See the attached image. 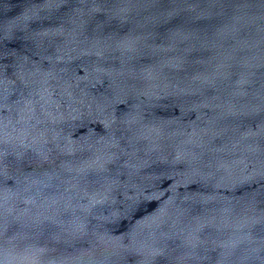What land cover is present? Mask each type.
Here are the masks:
<instances>
[{
    "label": "water",
    "instance_id": "95a60500",
    "mask_svg": "<svg viewBox=\"0 0 264 264\" xmlns=\"http://www.w3.org/2000/svg\"><path fill=\"white\" fill-rule=\"evenodd\" d=\"M0 264H264V0H0Z\"/></svg>",
    "mask_w": 264,
    "mask_h": 264
}]
</instances>
